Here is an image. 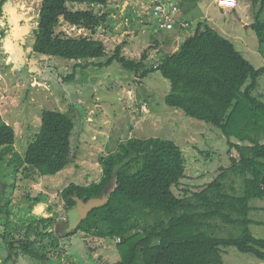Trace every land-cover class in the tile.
I'll return each instance as SVG.
<instances>
[{
    "label": "trees",
    "instance_id": "trees-1",
    "mask_svg": "<svg viewBox=\"0 0 264 264\" xmlns=\"http://www.w3.org/2000/svg\"><path fill=\"white\" fill-rule=\"evenodd\" d=\"M41 1L34 55L71 64L66 82L114 63L134 74L139 86L159 73L171 85L165 104L217 128L227 139L230 165L220 168L219 175L200 191L177 194L175 189L186 176L180 146L155 137L120 141L99 159L98 181L72 183L60 193L67 221L21 220L14 215L11 200H0L1 264H60L62 260L80 264L61 244L57 225L63 224L67 231L77 199L88 202L109 193L108 203L92 210L76 229L69 227L62 237L84 234L115 242L119 260L114 264H225L223 249L230 247L264 263V239L252 232V226L264 223L251 217L254 211H264L251 205L253 200H264V99L254 94L264 67L256 68L230 39L206 22L198 24L176 53L159 60L150 58L158 42L139 58L124 53L126 42L108 55L99 36L111 17L94 8L107 6L109 0ZM199 1L189 0L194 5ZM239 1L250 7V27L264 48V0ZM9 2L0 0V15ZM41 119L22 155L15 152V129L0 111V162L15 165L16 174L29 183L57 176L73 162L76 121L59 110H44Z\"/></svg>",
    "mask_w": 264,
    "mask_h": 264
},
{
    "label": "rangeland",
    "instance_id": "rangeland-1",
    "mask_svg": "<svg viewBox=\"0 0 264 264\" xmlns=\"http://www.w3.org/2000/svg\"><path fill=\"white\" fill-rule=\"evenodd\" d=\"M152 1L155 0H109L107 6L94 8L96 13H109L111 17L109 27L99 36L107 45L108 55L117 45L126 42L124 53L139 58L144 49L156 44L159 36L153 38L139 29L137 25H143L141 22L130 23L136 11L141 6L148 10ZM185 1L190 5L189 0ZM41 5V0H10L0 15V111L4 120L14 127L15 152L22 155L41 125L44 110L68 113L76 121L72 137L73 162L61 174L44 177L37 183L23 181L14 171L15 165L0 162V200H11V208L18 219L48 217L58 222L67 221L60 193L72 183L87 185L98 181L102 175L99 159L114 150L120 141L132 137L163 138L181 147L186 160V176L175 189L177 194L184 190L200 191L219 175L220 168L229 167L227 139L212 125L170 109L165 98L171 85L159 73H153L139 86L134 83V74L114 63L103 69H89L78 80L66 82L64 77L71 64L34 55L32 45ZM213 7L217 9L216 5ZM201 10L199 7L190 17L192 27L186 30L184 38L195 33ZM125 13L129 14L130 21L124 19ZM151 17L158 28L156 18ZM65 30L72 33L68 27ZM239 31L247 35L244 39L250 45V58L255 67H264V48L256 33L251 27L249 30L239 27ZM163 37L167 39L171 35ZM164 46L151 51V61L169 54L170 49ZM254 94L264 99V76ZM251 205L264 207V200H253ZM251 217L264 223L263 210L252 212ZM75 220L73 217L68 223L74 224ZM57 226L61 244L80 264H114L119 260L115 242L84 234L62 237L67 231L63 224ZM252 232L255 237L264 239V225L252 226ZM223 250L225 264H264L252 254L241 253L236 248ZM1 262L3 254L0 252ZM60 264L70 263L62 260Z\"/></svg>",
    "mask_w": 264,
    "mask_h": 264
},
{
    "label": "crops",
    "instance_id": "crops-1",
    "mask_svg": "<svg viewBox=\"0 0 264 264\" xmlns=\"http://www.w3.org/2000/svg\"><path fill=\"white\" fill-rule=\"evenodd\" d=\"M180 1H181L180 14L178 15V19H177L178 21L175 25L174 30L167 31V30H161L159 29V27L158 28L155 27L154 22L152 20L153 18L151 17V13H150L152 2L148 10L142 8L143 6H141L139 10L136 11L137 15L133 16L130 23L133 25V24H137V21L141 22L143 25H139V24L137 25L139 29L141 28V30L147 32L146 34H148L149 36L152 37L159 36V39L156 41L159 43L158 48H161L162 45H165L164 47H168L170 49L168 51L169 54H165V55H170L176 53L180 49L181 44L185 41V39L188 38V37L184 38V35L186 30L191 29L192 27L190 17L194 13H196L199 7H201L202 10L198 16L199 24L201 22H206V24H208L210 27L221 33L226 38L230 39L235 45L236 49L239 52H241L242 55L255 66L253 60L250 58V45L249 43H247L246 39H244L245 36L247 35H243L239 31V27L241 29L249 30L251 26L250 21H253V19L250 16V7L245 2L239 1L238 7L235 10L225 11L220 9L216 5L215 0H210V1L200 0L198 4L194 5L193 3H190L189 6L186 5L184 2H182V0ZM213 5H216L217 9H214ZM141 8L142 10H140ZM141 16H147V18L143 19ZM126 20L130 21V18L128 17ZM145 20H149V21H145ZM183 24H188L190 27L184 28L182 26ZM127 25H129V23ZM173 33H175V35H173ZM168 34L171 35V37H168L167 39L166 37L165 38L163 37L164 40L161 38L162 36Z\"/></svg>",
    "mask_w": 264,
    "mask_h": 264
},
{
    "label": "built area",
    "instance_id": "built-area-1",
    "mask_svg": "<svg viewBox=\"0 0 264 264\" xmlns=\"http://www.w3.org/2000/svg\"><path fill=\"white\" fill-rule=\"evenodd\" d=\"M215 3L222 10H235L238 7L239 0H215ZM150 13L151 16L156 18L160 29L171 31L175 28L178 21L180 8L178 3L173 0H155L154 2L152 1ZM183 25L185 26L186 24ZM158 66L156 65V68Z\"/></svg>",
    "mask_w": 264,
    "mask_h": 264
},
{
    "label": "water",
    "instance_id": "water-1",
    "mask_svg": "<svg viewBox=\"0 0 264 264\" xmlns=\"http://www.w3.org/2000/svg\"><path fill=\"white\" fill-rule=\"evenodd\" d=\"M110 198V193L102 198L91 199L88 202H84L80 199H77V205L73 209V217L76 218L72 229H76L82 220L86 219L88 214L95 208H99L104 204L108 203Z\"/></svg>",
    "mask_w": 264,
    "mask_h": 264
},
{
    "label": "flooded vegetation",
    "instance_id": "flooded-vegetation-1",
    "mask_svg": "<svg viewBox=\"0 0 264 264\" xmlns=\"http://www.w3.org/2000/svg\"><path fill=\"white\" fill-rule=\"evenodd\" d=\"M72 223L70 222V223H68V229H67V232H69L70 230H69V227H71L72 228Z\"/></svg>",
    "mask_w": 264,
    "mask_h": 264
}]
</instances>
